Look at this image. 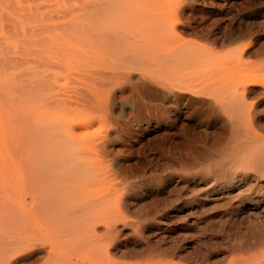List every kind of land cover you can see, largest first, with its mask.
I'll use <instances>...</instances> for the list:
<instances>
[{"label": "bare ground", "instance_id": "6f19581e", "mask_svg": "<svg viewBox=\"0 0 264 264\" xmlns=\"http://www.w3.org/2000/svg\"><path fill=\"white\" fill-rule=\"evenodd\" d=\"M206 22L204 0H60L52 7L47 39L30 40L43 48L30 51L28 89L22 92V81L13 88L46 116L44 127H30L44 155L24 164L20 184H0V264H127L110 250L127 241L131 188L103 160L129 135L122 119L131 114L147 129L194 123L203 136L189 140L190 157L163 166L185 179L168 189L166 209L230 198L234 207L264 213V56L256 59L264 49L233 23L213 33ZM173 179L158 185L167 189ZM151 186L137 192L148 195ZM162 212H143L137 224L159 222Z\"/></svg>", "mask_w": 264, "mask_h": 264}, {"label": "rangeland", "instance_id": "374dc122", "mask_svg": "<svg viewBox=\"0 0 264 264\" xmlns=\"http://www.w3.org/2000/svg\"><path fill=\"white\" fill-rule=\"evenodd\" d=\"M59 1L0 0V184L10 183L8 185L13 187L20 184L22 178L26 176L24 169L28 168L24 164L29 163L36 152L39 158L44 155V147L38 148L39 144L35 145L34 140L40 138L33 137L31 128L44 127L46 116L34 113L35 104L28 102L26 96L27 99L21 101L15 96L16 88H13L16 85L19 87L18 84L21 85L22 81L25 84L22 92L28 89L25 86L32 71L30 61L33 50L43 48L40 43L38 47L34 41L40 38L37 41L44 43V38L47 39L45 25L52 7ZM204 1L207 3V30L219 33L229 27V23H233L234 27L253 33L256 37V46L264 49V0ZM223 4H226V7L220 8ZM226 12L227 16L224 17ZM221 21L224 23L222 27ZM30 40H34V43ZM263 56L264 51L256 59H262ZM17 91L19 89L16 90L18 94ZM15 97L17 99L14 101ZM142 113L145 115L144 111ZM138 117L131 114L122 119L129 129V135L115 142L112 154L103 160L111 171L119 168L128 178L131 188L128 207L132 214L125 229L128 238L126 242L117 243L116 247L111 248L110 252L114 259L125 261L127 264H264V213L259 212L260 210H257L258 214L256 211L249 213L246 206L234 207L230 198L207 199V202L201 205L195 201L188 202L185 206L187 208L179 212L175 207L165 208L172 195L168 189H172L177 180L176 187L182 186L185 179H178L172 170L162 171L163 166L177 161L180 155L190 157L191 153L195 152L188 146L189 140L203 137L196 124L191 123L187 126L176 123L169 129L163 127L147 129L142 122L143 119ZM141 127L146 128V132L145 129L142 132ZM114 148L119 150L117 154ZM167 176L174 179L166 189L158 185V179ZM146 183L151 184L153 190L148 195L137 192L140 186ZM156 209L163 210L160 214L161 221L158 219L159 222L153 221L141 226L137 224V215ZM123 252L126 253L125 257H121Z\"/></svg>", "mask_w": 264, "mask_h": 264}]
</instances>
